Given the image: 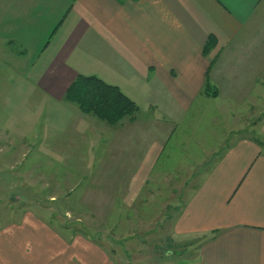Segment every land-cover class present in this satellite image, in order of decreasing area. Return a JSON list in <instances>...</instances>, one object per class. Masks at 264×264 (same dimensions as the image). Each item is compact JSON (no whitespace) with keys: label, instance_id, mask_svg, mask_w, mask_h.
I'll return each instance as SVG.
<instances>
[{"label":"crops","instance_id":"1","mask_svg":"<svg viewBox=\"0 0 264 264\" xmlns=\"http://www.w3.org/2000/svg\"><path fill=\"white\" fill-rule=\"evenodd\" d=\"M211 34L218 43L205 55ZM78 74L97 75L126 92L142 91L149 107L152 81L159 96L155 107L171 105L179 112L189 111L208 75L219 90L212 97H227L221 109L227 120L230 106L236 107L231 120L241 137L182 194L175 195L173 187L168 191L177 197L176 205L161 186L149 192L150 197L161 192L160 199L142 200L146 207L172 205L173 231L200 239L198 257L189 264H264V143L255 132L264 118V0H0V80L6 81L0 86V108L8 114L7 122L0 121V171L19 170L31 145L49 146L46 136L30 142L12 120L20 106L36 105L46 127L61 132L62 145L70 146L75 131L83 144H97L103 128L109 148L98 173L101 180L82 182L86 196H73L81 181L53 185L46 172L25 171L28 185H52L49 199H62L69 209L130 208L133 193L140 201L145 192L143 186L133 191L144 182L133 179L150 176L147 171L157 166L175 130L153 110L151 119L110 125L66 106L65 91ZM59 107L67 113H57ZM70 155L64 154L66 166ZM75 157L78 166L86 167L93 154ZM121 177L125 185L118 187ZM0 264L117 262L85 234L62 233L47 219L24 211L16 221L0 223Z\"/></svg>","mask_w":264,"mask_h":264},{"label":"rangeland","instance_id":"2","mask_svg":"<svg viewBox=\"0 0 264 264\" xmlns=\"http://www.w3.org/2000/svg\"><path fill=\"white\" fill-rule=\"evenodd\" d=\"M5 84L6 81L0 80V86ZM148 85L154 91V101L151 103V107L148 106L149 97L142 91L133 92L130 90L126 92L123 88L122 90L136 100L140 106L138 120L148 116L151 119L152 111L150 110H153L159 118L166 120L168 128H173L175 133L171 138H167L163 155L157 166L153 169L151 166V169L147 171L150 176L133 179L137 183L144 181L138 188L135 185L133 188V191H139L142 186L145 187L140 201L136 198L139 197V194L133 193L135 201L130 208L69 209L64 200L51 201L49 199L52 185H49L50 188L38 185L30 187L28 185L29 178L23 177L25 171L28 170L30 174L32 171L35 174L46 172L50 176L47 179L53 185L57 180L62 181L64 187H69L74 181H81V187L75 190L77 192L73 196H86V193L81 191L82 182L88 185L92 180H101L98 173L104 160L108 158L107 148L109 147L104 143L106 133L103 128L99 129L100 140L97 144H83L80 142L81 138L77 139L75 131V137L70 146L62 145L61 132L58 129L47 128L45 115L39 117L36 105L29 106L27 104L26 108L20 106L12 113V120L21 127L23 133L28 134L30 142L36 136L41 138L46 136L49 146L45 144L31 145L30 152H26L24 157L21 156L19 170L5 171L3 169L0 171V223L16 221L22 217L24 211H30L47 219L57 231L69 235L75 232L85 234L101 247L111 251L117 264H189L191 260L194 262L195 257H198L197 249L200 239L193 237L194 235H181L173 231L170 215H174L176 212L172 205H176L178 201H176L177 197L173 198L172 194H169L171 192L168 193V191L173 187L175 195L182 194L186 184L193 185L198 182L200 171L208 170L211 164L216 163L218 155L224 153L233 142L241 137L239 135L242 134V131L237 129L235 131L231 120L232 110L235 112L236 107L231 108L230 106L229 114L231 116H229L230 120H227L226 112L224 110L221 112V109L226 106L227 97L222 95L212 97L202 91L195 98L188 112H179L176 107L173 108L171 105H166V110H163V108L155 107L157 97H159L155 83L149 81ZM26 99L29 101L30 98ZM2 100L4 97L0 96V106ZM64 104L82 112L74 103L64 101ZM60 112L67 113L65 109L60 110L59 107L57 113ZM7 115L0 108L2 123L7 122ZM262 119L264 122V118ZM74 121L72 119V123ZM128 121L129 119H125L123 122L127 123ZM263 122L259 123L257 131H255L262 143H264V132H261ZM32 125H34L33 129ZM113 128L120 130L121 127L113 126ZM121 130L124 131V128ZM113 131L117 132L114 129ZM211 149L213 152L208 154ZM79 153L93 154L88 166L84 162L86 167L77 165L75 155ZM64 154L74 155L73 158H68L67 166ZM92 165L95 166L92 167ZM68 171L72 175L67 177ZM20 172L22 177H20ZM125 180V177H121V180L116 181V185L118 187L125 185ZM158 186L165 190L166 196L170 195L172 199L170 204L172 205L169 208H158L156 203L152 207H146L147 205L143 202L144 197L151 202L153 197L161 194L159 192L153 197L149 196V192L156 190ZM57 195L61 197V193H57ZM157 198L160 199V196ZM117 205L120 206L121 203H117ZM64 237L72 238V236Z\"/></svg>","mask_w":264,"mask_h":264},{"label":"trees","instance_id":"3","mask_svg":"<svg viewBox=\"0 0 264 264\" xmlns=\"http://www.w3.org/2000/svg\"><path fill=\"white\" fill-rule=\"evenodd\" d=\"M218 41L215 35L207 38L203 52L209 55L216 47ZM215 58L212 60L214 64ZM203 92L207 95H216L218 89L209 80L207 75ZM64 98L76 104L79 109L99 120L116 125L125 119L135 120L140 112L138 103L127 95L120 86L109 83L97 75L78 74L68 85Z\"/></svg>","mask_w":264,"mask_h":264}]
</instances>
